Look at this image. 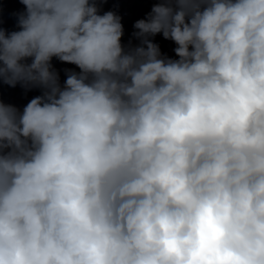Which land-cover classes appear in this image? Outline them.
I'll list each match as a JSON object with an SVG mask.
<instances>
[{"label":"clouds","instance_id":"1","mask_svg":"<svg viewBox=\"0 0 264 264\" xmlns=\"http://www.w3.org/2000/svg\"><path fill=\"white\" fill-rule=\"evenodd\" d=\"M98 2L0 28V82L44 90L0 99V264H264V0H157L127 49Z\"/></svg>","mask_w":264,"mask_h":264}]
</instances>
